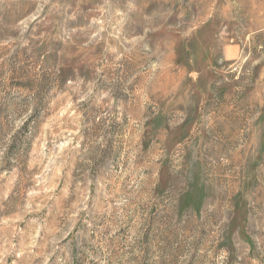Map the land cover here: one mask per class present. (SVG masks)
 I'll return each mask as SVG.
<instances>
[{
	"label": "rangeland",
	"instance_id": "374dc122",
	"mask_svg": "<svg viewBox=\"0 0 264 264\" xmlns=\"http://www.w3.org/2000/svg\"><path fill=\"white\" fill-rule=\"evenodd\" d=\"M0 264H264V0H0Z\"/></svg>",
	"mask_w": 264,
	"mask_h": 264
}]
</instances>
